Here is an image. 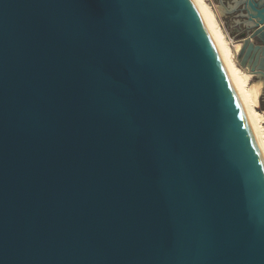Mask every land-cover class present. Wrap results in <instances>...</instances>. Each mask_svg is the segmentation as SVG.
<instances>
[{
  "label": "water",
  "instance_id": "95a60500",
  "mask_svg": "<svg viewBox=\"0 0 264 264\" xmlns=\"http://www.w3.org/2000/svg\"><path fill=\"white\" fill-rule=\"evenodd\" d=\"M0 264H264V157L194 0H0Z\"/></svg>",
  "mask_w": 264,
  "mask_h": 264
},
{
  "label": "bare ground",
  "instance_id": "6f19581e",
  "mask_svg": "<svg viewBox=\"0 0 264 264\" xmlns=\"http://www.w3.org/2000/svg\"><path fill=\"white\" fill-rule=\"evenodd\" d=\"M203 15L204 21L207 22L212 37H214L218 48L223 53L227 69L229 70L233 84H235L236 92L240 100H242L247 115L250 118L251 128L254 132L255 144L260 148L264 157V115L254 108L255 96L248 91L249 82L251 80V72L242 68L237 61V54L241 47L234 44V40L229 36L225 27V23L220 16L217 5L212 0H194ZM246 72H244L243 70ZM259 87H262L259 85Z\"/></svg>",
  "mask_w": 264,
  "mask_h": 264
},
{
  "label": "crops",
  "instance_id": "0c3cea01",
  "mask_svg": "<svg viewBox=\"0 0 264 264\" xmlns=\"http://www.w3.org/2000/svg\"><path fill=\"white\" fill-rule=\"evenodd\" d=\"M248 0H214V3L220 8V16L226 21L231 35L235 38L234 44L238 45L244 34L249 35L252 31V24L246 19L247 14L238 12V6L244 4V8L250 11L246 4ZM259 1V0H257ZM222 13V14H221Z\"/></svg>",
  "mask_w": 264,
  "mask_h": 264
},
{
  "label": "rangeland",
  "instance_id": "374dc122",
  "mask_svg": "<svg viewBox=\"0 0 264 264\" xmlns=\"http://www.w3.org/2000/svg\"><path fill=\"white\" fill-rule=\"evenodd\" d=\"M212 1L214 3V0H212ZM205 2L208 4L207 0H205ZM214 5H216V4L214 3ZM217 8H218V10H220V8L218 6H217ZM220 12H221V10H220ZM222 19H223V17H222ZM223 21L225 23L224 25L228 31L229 36H231L235 40V38L230 33V30H229V27L227 26L226 21L225 20H223ZM235 41H237V40H235ZM243 71L246 72L245 70H243ZM249 84L250 85L248 87V91L255 96L254 108H255V110H257L258 112H260L264 115V84H263V79H261L259 77V75H256V74L253 75L252 74ZM259 85H261L262 87H259Z\"/></svg>",
  "mask_w": 264,
  "mask_h": 264
},
{
  "label": "flooded vegetation",
  "instance_id": "af4514ba",
  "mask_svg": "<svg viewBox=\"0 0 264 264\" xmlns=\"http://www.w3.org/2000/svg\"><path fill=\"white\" fill-rule=\"evenodd\" d=\"M243 8H244V4H241V5L238 6L237 11L238 12H241L242 11V12L246 13V11Z\"/></svg>",
  "mask_w": 264,
  "mask_h": 264
}]
</instances>
